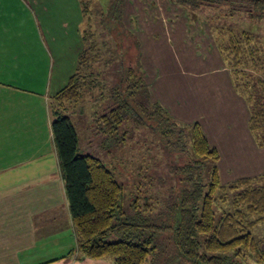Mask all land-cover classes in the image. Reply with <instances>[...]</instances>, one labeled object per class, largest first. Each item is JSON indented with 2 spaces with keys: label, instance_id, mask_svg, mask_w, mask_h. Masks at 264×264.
<instances>
[{
  "label": "trees",
  "instance_id": "obj_1",
  "mask_svg": "<svg viewBox=\"0 0 264 264\" xmlns=\"http://www.w3.org/2000/svg\"><path fill=\"white\" fill-rule=\"evenodd\" d=\"M170 1L186 12L190 25L206 24L211 31L235 88L248 104L249 130L263 149L264 45L246 25L264 21V0ZM81 2L87 21L77 68L49 104L77 251L113 264H264L263 241L255 236L264 225V172L223 184L220 152L201 124L179 121L152 100L140 42L124 23L127 0H111L101 13L106 34L115 40L110 58L109 42L99 44L91 24L93 0ZM127 36L137 50L133 64L127 57L130 46L123 45ZM97 63L101 70L96 69ZM95 93L98 99H107L104 111L98 113L100 106L94 110L92 121V130L102 138L99 145L106 152L111 154L130 143L136 128L133 124L127 128L130 121L137 126L147 124L159 133L162 159L170 160L174 179L165 194L145 192L141 184L145 174L136 179L134 173L140 194L133 193L125 202L128 180L100 158L81 153L70 112ZM226 204L232 205V211L218 214L217 206Z\"/></svg>",
  "mask_w": 264,
  "mask_h": 264
},
{
  "label": "crops",
  "instance_id": "obj_2",
  "mask_svg": "<svg viewBox=\"0 0 264 264\" xmlns=\"http://www.w3.org/2000/svg\"><path fill=\"white\" fill-rule=\"evenodd\" d=\"M84 23L81 0H0V264H113L77 251L51 128L49 104L76 71ZM156 73L152 69L147 75L152 100L177 120L191 123L187 81L158 79ZM229 76L199 81L200 88L214 89L218 99H230L231 110L239 108L238 118L244 114L247 121L242 141L232 143L211 137L201 124L220 154L231 155L219 163L223 184L264 172V148L257 147L248 130V104ZM89 112H70L87 143L93 136ZM79 142L81 148L80 136Z\"/></svg>",
  "mask_w": 264,
  "mask_h": 264
},
{
  "label": "rangeland",
  "instance_id": "obj_3",
  "mask_svg": "<svg viewBox=\"0 0 264 264\" xmlns=\"http://www.w3.org/2000/svg\"><path fill=\"white\" fill-rule=\"evenodd\" d=\"M110 1L93 0L91 23L98 33L99 44L109 42V47L106 48L109 50V58V54L114 52L115 40L112 35L106 34L107 28L102 25L104 18H102L101 13L107 10ZM125 6L124 23L136 32L141 45V60L144 63L146 76L149 71L154 69L157 71L158 79L165 77V79L167 78L175 83H178L179 80L187 81V88L184 94L189 96L186 102L191 110L192 120L190 122L206 124L205 126L209 130L211 137L221 136L224 141L230 143L234 140L242 141L243 131L247 122L245 115L241 114V119H239L240 109L234 108L231 110L230 102L232 101L230 99L224 97L223 100L218 99L214 89L200 88L199 85V81L204 83V81H214L218 78L223 81V76L230 74L222 61L215 40L211 31L207 29L206 24L203 27H191L188 24L186 12L172 4L170 0H127ZM86 21L87 18L83 27ZM246 27L252 32H256L260 37L259 40L264 45V21L247 23ZM123 45L130 46L127 57L130 63L133 64L136 62L135 56L137 54L133 39L130 36L125 37ZM108 56L104 57V59H108ZM100 65L101 63H97L95 65L96 69L101 70L102 65ZM181 76L186 77L187 80H183ZM105 78L109 83L111 77L107 76ZM194 84H197V86L194 87ZM222 86H224V91L227 90L225 89V82L222 83ZM174 89H176L175 85ZM235 90L238 92L236 88ZM93 97L90 98L89 95L76 108L79 111L84 109L90 111V116H93L94 110L99 109V106L101 110L98 113L104 111V106L106 105L104 101H107V99H98L96 93ZM132 124L136 128L132 132L130 143L119 150H112L111 154L106 152V148H102L99 145L102 138L96 135L92 129L91 142L87 143L86 134L78 131L79 127L76 128L82 143L80 149L85 154H92L100 158L110 166L116 175L119 174L121 179L124 181L125 179L128 180L127 182L125 181L126 183L123 182L126 185L125 193L127 194L125 202L130 200L133 193L136 196L140 194L138 192V180L135 182L133 177L134 173L136 179H140L145 174L146 178L141 184L145 186V192H150L151 194L157 192L165 194L166 186L174 183L170 173L171 169L169 171L170 160L168 158L165 159V157L162 159V149L160 147L162 143L159 140V133L158 135L155 134L156 132L147 124L137 126L134 121H130L127 128H130ZM249 133H251L250 130ZM251 136L255 141L252 133ZM125 154L127 155L125 156ZM220 156L222 158L220 161H224V163L231 157V155L224 157L221 154ZM142 171L143 173L141 174ZM128 173H131L132 177L129 178ZM225 178H231V176L228 177L226 175ZM231 211L232 205L230 204L217 206L218 214ZM255 236L260 241L262 240L261 238H264V225L258 227L255 231ZM249 264L256 263L251 262Z\"/></svg>",
  "mask_w": 264,
  "mask_h": 264
}]
</instances>
